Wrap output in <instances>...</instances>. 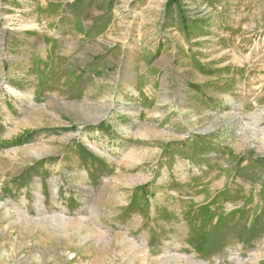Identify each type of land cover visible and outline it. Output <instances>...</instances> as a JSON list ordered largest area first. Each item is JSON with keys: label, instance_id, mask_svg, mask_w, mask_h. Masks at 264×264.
Here are the masks:
<instances>
[{"label": "rangeland", "instance_id": "rangeland-1", "mask_svg": "<svg viewBox=\"0 0 264 264\" xmlns=\"http://www.w3.org/2000/svg\"><path fill=\"white\" fill-rule=\"evenodd\" d=\"M0 264H264V0H0Z\"/></svg>", "mask_w": 264, "mask_h": 264}]
</instances>
